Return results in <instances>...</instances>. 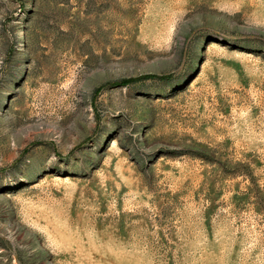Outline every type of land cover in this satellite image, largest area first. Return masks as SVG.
Returning a JSON list of instances; mask_svg holds the SVG:
<instances>
[{
	"label": "rangeland",
	"instance_id": "rangeland-1",
	"mask_svg": "<svg viewBox=\"0 0 264 264\" xmlns=\"http://www.w3.org/2000/svg\"><path fill=\"white\" fill-rule=\"evenodd\" d=\"M0 264H264V0H0Z\"/></svg>",
	"mask_w": 264,
	"mask_h": 264
}]
</instances>
